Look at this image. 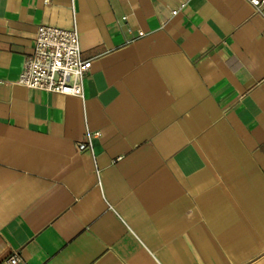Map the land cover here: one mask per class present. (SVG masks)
Instances as JSON below:
<instances>
[{"label":"crops","instance_id":"obj_1","mask_svg":"<svg viewBox=\"0 0 264 264\" xmlns=\"http://www.w3.org/2000/svg\"><path fill=\"white\" fill-rule=\"evenodd\" d=\"M183 1L0 0V264H264V5ZM40 24L82 97L15 83Z\"/></svg>","mask_w":264,"mask_h":264},{"label":"built area","instance_id":"obj_2","mask_svg":"<svg viewBox=\"0 0 264 264\" xmlns=\"http://www.w3.org/2000/svg\"><path fill=\"white\" fill-rule=\"evenodd\" d=\"M43 1L47 4L50 0ZM178 1L179 7L172 10V14H176L185 6L183 0ZM248 1L256 8L264 5V0ZM122 19L125 20L126 17ZM143 35V31H138L136 37ZM90 64L91 59L81 56L79 34L75 26L64 29L40 24L35 33L32 52L26 56L23 69L15 83L30 89L82 97L83 80ZM90 137V133H87L88 140L77 143L78 151L90 149ZM4 263L26 264L17 251H11Z\"/></svg>","mask_w":264,"mask_h":264}]
</instances>
